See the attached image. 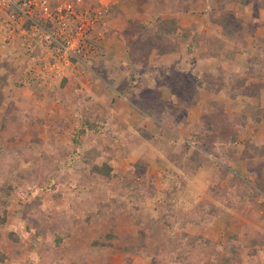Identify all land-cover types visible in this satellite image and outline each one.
I'll return each mask as SVG.
<instances>
[{
    "label": "rangeland",
    "instance_id": "374dc122",
    "mask_svg": "<svg viewBox=\"0 0 264 264\" xmlns=\"http://www.w3.org/2000/svg\"><path fill=\"white\" fill-rule=\"evenodd\" d=\"M83 3L92 6L90 10L99 9V20L106 26L100 22L92 34L86 35L73 61L57 58L52 50L29 36L22 37L17 26L2 19L0 79L9 74L11 81L0 91V116L9 112L18 121L13 126V141L0 134V187L9 182L14 190L10 214L0 226V264H90V259L98 257L83 233L77 248L71 246L72 241L63 245L64 253L57 252L59 246L53 237L36 239L39 245H31L39 226L35 228L31 222L42 210H49L56 191L63 195L55 197L52 208L67 210L70 202L82 211L89 210L101 227L109 223L106 217L101 221L99 209L105 205L103 212L107 211L108 204L118 207V246L120 236L131 231L138 243L152 241L153 253L158 249L161 252L160 248L165 247L159 239L165 229V238H176L178 242L172 252L179 246L192 256L185 264H217L213 257L216 244L229 250L252 244L261 246L264 252V184L251 181L256 155L245 144L249 139L260 149L264 135V123L256 128L253 115L254 106L264 107V98L258 99L264 89L257 88L264 83V0ZM75 5L80 8L78 3ZM105 10L110 14L104 15ZM161 25H172L176 30L173 34L154 35L153 29ZM227 28L238 44H242L236 40L238 37L246 39L244 49L220 35ZM129 30L126 37L121 36ZM190 40L197 48L189 45L188 49ZM203 51L217 58L202 59L199 53ZM250 69H254L250 73L253 77L241 85L239 78ZM75 111L79 116L74 115ZM85 120L99 128L81 134L77 146L72 137ZM170 127L179 147H172L168 153L165 145L154 142L164 135L162 130ZM88 149L97 154L91 164L101 168L106 163L110 175L94 174L90 166L76 173L68 165L71 160L77 170L84 167L80 157ZM64 152L68 153L67 161L61 158ZM245 155L252 156L251 165ZM73 156H77L75 160ZM191 159L197 170L191 166ZM228 163L239 167L238 172L232 169L222 175L225 179L221 177L222 185L229 188L210 186L209 180L218 168H227ZM18 170L31 174L30 181L24 179V186L14 180ZM123 173L142 177L153 188H130ZM179 180L187 186L180 188L184 192L172 207L180 208L185 217L169 216L165 220L163 210L157 219L162 228L158 234L152 230L157 217L155 202L166 198L175 186L172 182ZM80 186L93 192L72 190ZM44 188H50L49 192ZM143 193L144 199L138 201ZM200 239L210 241L209 246L199 244ZM190 243L195 251L187 248ZM129 246L133 247L132 242ZM251 250L245 249V253ZM37 255L42 257L37 259ZM122 257L118 251L108 256L107 262L124 264ZM151 258L154 255L136 257L134 264H151ZM245 259L253 264L250 255ZM226 264L240 262H233L229 255Z\"/></svg>",
    "mask_w": 264,
    "mask_h": 264
},
{
    "label": "trees",
    "instance_id": "16d2710c",
    "mask_svg": "<svg viewBox=\"0 0 264 264\" xmlns=\"http://www.w3.org/2000/svg\"><path fill=\"white\" fill-rule=\"evenodd\" d=\"M85 1L88 2L89 0H84V2ZM243 1H245V0H230V2H233V3L243 2ZM103 14L109 15L110 12H109V10H106V11H104ZM131 22H129V24H131ZM220 22H221V20H220ZM100 25L106 26L102 22ZM24 27H25V29H28L29 24L25 23ZM175 30L176 29L172 25L169 27H163V25H161L160 28H158V29L154 28L153 29V34L156 36H160V33H164L165 35L166 34H173L175 32ZM51 31H52V29H51ZM150 31H151V29H150ZM231 31L232 30L229 28L224 29L223 31H221L220 35L226 36V38H225L226 42H230L231 44H233V43L238 44L233 39V37L231 36V34H232ZM129 32H130V30L126 33H121V34H123L121 36L126 37L127 33H129ZM109 37H110V35L107 36V39H109ZM256 38H257L256 42L259 44L258 37H256ZM242 39H243V37H238L236 39L237 41H240V43H242V44H238V45H240V49H244L246 47V39H244V41ZM186 40L187 39L184 40V43H186ZM189 45H194L195 48H197V46L192 41L188 42V44H186L188 49H191V47ZM221 46H222V44H221ZM175 47H177V46H175ZM130 48L135 49L134 46H132V47L130 46ZM220 48L222 49V47H220ZM210 51H211L210 48H208V52H210ZM208 52L203 51V54H201V53H199V54L202 57V59H205V60L209 59V58H217V56H215L214 53L211 56H207ZM131 55L132 54H130V56ZM253 70L254 69H250V72L249 73L247 72V75H244V74L241 75V77L239 78L241 85H244L245 80H249L248 77H250V78L253 77V75L251 76V74H250L251 72H253ZM10 72H11V70H10ZM10 81H11V78H10L9 74L3 75V77L0 79V91L4 87H7L9 85ZM246 85H248V84H246ZM257 88H258V90L264 89V83H262L261 86L257 87ZM243 93H244V95H247V94H248V96L250 95L248 93V91H243ZM262 98H264V95L258 97L259 100H262ZM254 110H255V112L253 113V115L255 114L254 122H255V125H257L256 128H258L264 123V107H262L261 105H256V106H254ZM73 113H74V115H76V113H77V116H79V112L75 111ZM17 121H18V118L11 116V114L9 112L0 116V134H3L5 137H8L7 139L9 141L14 140L13 137H14L15 133H14L13 126H14V124H16ZM244 123H242V127L244 126ZM169 126H171L173 129L175 127L174 125H169ZM171 127L166 129V130L165 129L162 130L164 135L160 134V137L158 138V140L154 142L155 144L157 143V144H160L161 146L165 145L166 146L165 147L166 152H168V151L170 152L171 151L170 149L172 147H173V149H176V147H177L178 138L176 135H172ZM98 128L99 127H97L95 125V123L90 122L88 120H85V122L80 125L79 129L75 131L76 134H75V136L72 137L73 142L78 146L79 145V137L81 136V134L86 133V132L93 133V132L97 131ZM174 131L176 133V130H174ZM33 133L34 132H32V134ZM35 140L38 143H40V141L37 140L36 137H35ZM247 141L248 142H245V144H246V146L249 145V148H251L252 151L254 150L253 152L256 155L255 164H257L256 166H254V171L251 174V181L255 184H262L263 185L264 184V135H263V138L261 141L262 145H261L260 149L256 148L255 147L256 145L252 141H250L249 139ZM178 147H177V149H178ZM90 149L81 153L82 157H80V159L85 164L84 167L77 170V168L71 163V160H68V165H70L71 167L73 166V168H75L76 173H78L80 171H86V169H88L90 166L91 172L94 174L103 173L106 176L110 175L111 168L108 165H106V163L103 164V167H101V168H99L97 165L91 164L92 161L94 160L93 157L96 154V150L93 151ZM184 149H185V146L180 148V151L183 152ZM77 150H78V148H77ZM67 154L68 153L65 154V152H64V154H61V158L63 159V157H64V159H66V161H67V159H68ZM96 156H97V154H96ZM76 157L73 156V159L75 160ZM245 157H246L245 160L247 161L248 165H251V163H253L252 156L249 155L247 157L245 155ZM135 166H137V165H135ZM191 166L193 167V169H196V167H197V165L196 166L192 165V159H191ZM227 166L229 168L228 167L225 168V167H221V166L218 168L219 169L218 172H216L212 176V178L209 180L210 186H212V187L216 186V188L224 189V190H225V188H229L227 186V184L222 185L221 177H223L222 176L223 174L226 175V173H230V170H232V169H234L238 172L237 169H239V167L236 168L235 167L236 165L232 166V164H230V163H228ZM71 167H69V168H71ZM196 170L193 171L192 173L194 174L196 172ZM27 172L28 171H25V170H21V171L18 170V172H16L17 176L14 177V180L18 181L21 185L24 186V184H25L24 179H28V181H30V175L31 174H29ZM231 176L234 177L235 179H237L235 176H233V175H231ZM122 177H123V179H125L127 181L128 187L135 188V190H137V191L138 190L145 191L146 188H148V190H149V188H153L149 182H147L142 177H137V175L132 177L126 173H123ZM124 177H126V178H124ZM32 182H30L29 184H31ZM180 182H181V180L176 181V182L173 181L172 186H174V185L175 186L167 194V197L166 198L163 197L162 200H158L155 202V209H156V216L157 217L155 218V220H153L154 224H153L152 230H154L158 234H160V231L162 230V228L159 226L160 220H157V219L159 216H161L160 214L162 213L163 210H165L164 216H163V218L165 220L168 219L169 216L177 217V215H180L181 218L185 217L184 214H181L182 212H181L180 208L178 209V208L172 207V205L174 206L175 204H177L176 203L177 198H180V196L184 192V190H182V189L180 190V188H185L187 186L184 182H182V183H180ZM237 185H238L237 187L240 188V185L238 182H237ZM10 187H11V185L9 184V182H4V185H2L0 187V226L4 225L8 215L10 214V211H9V206L11 203L10 202L11 201L10 195L14 192V190L11 189ZM245 187H246V184H245L244 188ZM6 188H7V190H5ZM44 189L47 192H49V190H50V188H44ZM52 189L55 190L54 188H52ZM79 189L84 190V191L86 190L85 188H82V187L81 188H72L73 191L79 190ZM88 189H90V188H87L86 192H88V193L93 192V191H88ZM261 189H263V188H261ZM250 193H252V192H250ZM62 195H63V193H61V192L59 193L58 191H56V195H54V199L56 196H57V198H61ZM147 196L149 197V195H147ZM54 199L52 197V201H51L52 205H53ZM141 199H144V193L138 197V201H140ZM148 199H152V197H149ZM98 201H97V203H100ZM38 202H40V201H38ZM34 204H36V203H34ZM34 204L32 206H36ZM52 205L49 206V210H47V211L42 210V212L38 213L37 218L33 222H31L32 225L35 226V228L37 225H39V226H37L36 230H34V233H33V240L35 239V241L31 242V245H33V246L35 245L37 247L39 245V243L36 239H47L48 240L51 237H53L54 241L59 246V248H57L58 249L57 252L64 253L65 247H63V245H65V244L67 245V242H70V244H71V241H72L73 243L71 244V246H74V248H77V242H78L77 240H78L79 236L81 235V233H83V237H88L90 239V247L94 251V255L96 254V252L98 254V257L94 256L92 259H90V264H95V263L112 264V263L107 262V257L111 256V255H115L118 251L123 255L122 259L125 262L124 264H134V259L136 257H139V256L145 257L148 255L150 256L151 254L154 255V258H151L152 259L151 264H185L186 262H188L189 258L192 257V256H189L188 253L187 254L184 253L182 249H181L182 250L181 251L179 246L177 247L176 250H174L172 252V248L178 242H176V238L168 237L166 239L165 235H166L167 231L165 229H163V236L160 237V239H159V242L165 247V249L159 247L161 249V252L158 249V251L155 250V254L153 253L154 252V244L152 243V241L149 242V241L145 240L144 242L139 241V243H138V241H136V239L134 238L135 233L131 232V231L127 235H123V236L121 235L120 236L121 245L118 246L119 243L116 244L117 237H115L116 236L115 233L117 232L118 225L115 224V220H116V216L119 215V210H118V207H116V206H114V208H113L111 205L108 204V210L103 212V208L105 207V205H103V206L99 205L102 207H101V209H99L101 213L98 216L102 217L101 221L103 220L104 217H106V221H108V223H109L106 226L101 227L102 224L99 221V219L92 216V214H88L89 210L82 211L81 209H79V207L76 208L70 202L68 204L69 206H68L67 210H62V209L55 210V207L52 208ZM32 208H33V210H35L34 207H32ZM27 212H28V210H27ZM27 212H25V213H27ZM217 212H218V210H217ZM129 213H130V211H129ZM96 227H98V228H96ZM28 230L31 231V228H28ZM139 230H140V228H139ZM10 236L13 237V235H10ZM186 239H188V238H186ZM178 241L181 242L183 240L180 239ZM131 242L133 244V247L129 246V244ZM191 242H194V241H191ZM123 243H124V245H123ZM199 244H201L203 247L207 246V245L209 246L210 241L200 239ZM216 245L217 246L215 248L216 250L213 252V254H214L213 257L216 258L217 264L228 263L229 262V255H230L231 259L233 260V262L235 259H237L238 262H240V264H249L248 259H245V257L248 255H250L249 261L252 262L253 264L262 263L263 262L262 259H264V254H263L264 252L262 251L263 248L261 246L257 247V246L250 244L249 247H246V245H242L241 249L237 248V250H235V248H232V250H229L228 248H225L224 245H221V244H216ZM230 245L232 246L231 243H230ZM187 248H189L190 250H193V251L196 250L195 247L191 245V243H190V246H187ZM128 249L130 250V252ZM245 249H246V251L248 249H252V250L248 253H245ZM200 250H201V252L204 251L203 249H200ZM205 250H207V249H205ZM66 251H65V254L67 253ZM166 251H169V252L166 253ZM207 251H209V250H207ZM209 254H210V251H209ZM102 255H104V259L101 258ZM203 255L207 256V252H205V253L203 252ZM41 257L42 256L38 257V255H37V259L41 258ZM199 257H202V256H199ZM1 260L2 259L0 257V261ZM72 261H73V259H72ZM189 262H190V260H189ZM135 264H137V263H135Z\"/></svg>",
    "mask_w": 264,
    "mask_h": 264
},
{
    "label": "built area",
    "instance_id": "2783aa9c",
    "mask_svg": "<svg viewBox=\"0 0 264 264\" xmlns=\"http://www.w3.org/2000/svg\"><path fill=\"white\" fill-rule=\"evenodd\" d=\"M83 2L84 0H0V31L3 29L4 17V23L17 26L24 35L22 37L29 36L37 40L52 50L57 58L73 61L78 58L86 35L92 34L102 21L99 20L102 12L99 9L90 10L92 6L85 7ZM25 23L29 24L28 29H25Z\"/></svg>",
    "mask_w": 264,
    "mask_h": 264
},
{
    "label": "crops",
    "instance_id": "0c3cea01",
    "mask_svg": "<svg viewBox=\"0 0 264 264\" xmlns=\"http://www.w3.org/2000/svg\"><path fill=\"white\" fill-rule=\"evenodd\" d=\"M111 16L113 17V13L111 14ZM110 17V16H109ZM121 18H124V17H121ZM116 20V19H115ZM125 21H123V26L125 27ZM106 23H107V20H106Z\"/></svg>",
    "mask_w": 264,
    "mask_h": 264
}]
</instances>
